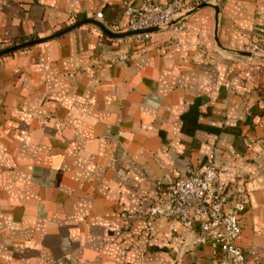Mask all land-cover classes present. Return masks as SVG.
Here are the masks:
<instances>
[{
	"label": "crops",
	"instance_id": "0c3cea01",
	"mask_svg": "<svg viewBox=\"0 0 264 264\" xmlns=\"http://www.w3.org/2000/svg\"><path fill=\"white\" fill-rule=\"evenodd\" d=\"M170 1L0 0V52L40 41L0 54V264H216L196 224L145 226L155 183L209 162L264 264V61L239 54L264 46V0H204L175 35L63 33Z\"/></svg>",
	"mask_w": 264,
	"mask_h": 264
},
{
	"label": "built area",
	"instance_id": "2783aa9c",
	"mask_svg": "<svg viewBox=\"0 0 264 264\" xmlns=\"http://www.w3.org/2000/svg\"><path fill=\"white\" fill-rule=\"evenodd\" d=\"M204 0H171L165 5L144 2L140 6H125L127 22L123 27L113 24L105 27L113 33H124L149 28L170 29L173 35L186 28V14ZM101 14L95 20L100 21ZM150 33L132 36L146 39ZM245 53L264 61V46L250 42ZM220 170L209 162L200 172H191L170 184L155 183L157 204L152 206L145 219L146 231L153 230L159 219L176 221L194 232L197 244L211 247L216 264H247L244 252L237 246L241 229L239 218L246 207V197L230 185L220 183ZM172 264H181L177 259Z\"/></svg>",
	"mask_w": 264,
	"mask_h": 264
},
{
	"label": "water",
	"instance_id": "95a60500",
	"mask_svg": "<svg viewBox=\"0 0 264 264\" xmlns=\"http://www.w3.org/2000/svg\"><path fill=\"white\" fill-rule=\"evenodd\" d=\"M206 4H201L199 5L198 7H196L194 10H197V9H200L202 7H205ZM85 24H89V25H93L95 26L96 28H98L105 36L109 37V38H112V39H126V38H129V37H132L134 35H138V34H147V33H153V32H157L159 31L158 28H149V29H143V30H137V31H127V32H124V33H113L111 31H109L103 23H101L100 21H97L95 19H83L81 21H79L78 23L72 25L71 27H69L68 29H66L65 31H63V33H66L68 31H71L73 29H75L76 27L78 26H81V25H85ZM57 36V35H55ZM36 42H40V41H34V42H28V43H23V44H20V45H17V46H14V47H11V48H8L2 52H0V54H3V53H7V52H11L13 50H16V49H20V48H23L25 46H28V45H32ZM240 55H243V56H247V57H251L250 54L248 53H245V52H240L239 53Z\"/></svg>",
	"mask_w": 264,
	"mask_h": 264
}]
</instances>
